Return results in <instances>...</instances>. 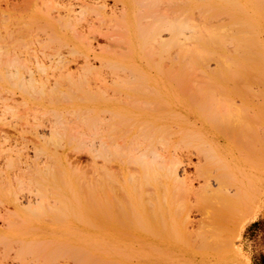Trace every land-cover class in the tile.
Listing matches in <instances>:
<instances>
[{
  "label": "bare ground",
  "instance_id": "1",
  "mask_svg": "<svg viewBox=\"0 0 264 264\" xmlns=\"http://www.w3.org/2000/svg\"><path fill=\"white\" fill-rule=\"evenodd\" d=\"M110 1L7 4L6 16L0 13L6 21L0 25V121L16 113L14 122L6 116L11 127L25 115L34 126L36 112L47 115L44 145L58 150L73 141L76 156L86 153L83 165L91 170L84 173L93 176L86 203L92 209L100 195L93 202L100 207L92 206L100 218L92 210L89 216L100 220L107 255L130 254L133 246H123L124 238L144 236L153 257L177 254L187 264L206 263L222 251L245 264L235 244L264 203V0ZM205 20L213 23L211 33ZM206 41L217 51H203L199 44L208 47ZM179 62L187 64L183 73ZM167 65L174 66L167 71ZM162 71L175 76L167 82ZM19 107L24 111H15ZM0 128V135L9 132ZM20 147L15 150L24 151ZM43 151L32 150V159L0 157V245L13 251L11 257L1 251L0 264H78L81 248L71 244L68 222L76 201L69 170ZM181 238L184 246L177 244Z\"/></svg>",
  "mask_w": 264,
  "mask_h": 264
},
{
  "label": "rangeland",
  "instance_id": "2",
  "mask_svg": "<svg viewBox=\"0 0 264 264\" xmlns=\"http://www.w3.org/2000/svg\"><path fill=\"white\" fill-rule=\"evenodd\" d=\"M13 1V2H12ZM17 1H21V0H2V2H4V3H2L1 2V0H0V9L2 10H0V13L1 14H3L4 13V15L5 14H7L6 12H7V4H9L10 6L12 5H14V4H18L19 2H17ZM108 1V2H107ZM192 1V0H191ZM195 2H198V1H196V0H194ZM194 1H192V3L194 4ZM106 2L109 4V2H110V6L112 5V2L110 1V0H106ZM10 3H13V4H10ZM21 3V2H20ZM5 4H6V6H5ZM20 6V5H19ZM2 7H4L3 9H2ZM9 7V6H8ZM11 8V7H10ZM14 8H16V9H18L17 7H15L14 6ZM3 10H4V12H3ZM15 12H18V10L17 11H15ZM206 14V17L207 16H211V14H208V13H205ZM4 15H2V16H4ZM6 16V15H5ZM210 16H209V18H210ZM202 17V16H201ZM0 18H1V16H0ZM208 18V17H207ZM206 18V19H207ZM4 19V18H3ZM199 19V18H198ZM202 19V18H201ZM204 19H205V17H204ZM208 20V19H207ZM4 21V20H3ZM197 21V20H196ZM201 21H203V20H201ZM200 20L198 21V23L197 24H199V22H200V25H202ZM213 21V20H212ZM1 20H0V25H1ZM206 22V20L203 22V23H205ZM211 22V21H210ZM213 22H215V20L213 21ZM3 23V22H2ZM5 23H6V21L2 24L3 26H5ZM208 24H209V22H207ZM208 24H204L205 26L207 25L208 26ZM216 24H219V23H216ZM216 24H214V25H216ZM211 25V26H210ZM2 26V27H3ZM204 26V27H205ZM213 26V23L212 24H209V28H207V27H205V31L207 32V30L209 29L210 30V27H212ZM1 27V26H0ZM215 27V26H214ZM216 28V27H215ZM221 28V27H220ZM217 29V28H216ZM216 29H212L211 31H214V30H216ZM226 29V28H225ZM0 30H2V28H0ZM203 30V29H202ZM208 30V31H209ZM220 30V29H219ZM226 30H228V29H226ZM204 30L202 31V32H205ZM222 31V30H221ZM210 32V31H209ZM218 32V31H217ZM224 34H225V31H222ZM227 32V31H226ZM211 33V32H210ZM229 33V32H228ZM207 34H208V32H207ZM212 34H214L213 36H217V34L215 33V31H214V33H212ZM200 35H202V34H200ZM204 35V36H203ZM203 35H202V37H205V39L208 37H206L205 35L206 34H204L203 33ZM226 35V34H225ZM210 36V35H209ZM219 36H221V35H219ZM202 37H200V38H202ZM203 39V38H202ZM217 39H219V37L217 38ZM209 40H210V38H209ZM209 40H208V42H209ZM202 41H204V39L203 40H201V42ZM212 41V40H211ZM200 42V44L199 45H203V47H206V49H202L203 51H205V50H208V52H215V51H217V47H216V49H214L213 47L212 48H210L211 47V44L210 43H207V41H206V43L208 44V47L207 46H205L206 44H202V43H205V42H202L201 43ZM212 43V42H211ZM194 44V43H193ZM214 44H216L218 47H219V44L218 43H214ZM221 44V43H220ZM190 45V44H189ZM187 46V47H190V46ZM209 45H210V47H209ZM224 45V44H223ZM200 46V48H202ZM213 46V45H212ZM195 47V46H194ZM197 47H199V46H197ZM220 47H221V45H220ZM219 47V48H220ZM190 49V48H189ZM214 49V50H213ZM196 51V50H195ZM198 51H200L199 49H198ZM202 54V53H201ZM209 55V53L207 54V56ZM212 56V55H211ZM194 57V56H193ZM198 58V57H197ZM209 59H211V58H209ZM208 59V60H209ZM192 60V59H191ZM205 60V59H204ZM207 60V59H206ZM206 60H205V62H206ZM195 61H198V60H194L193 62H195ZM202 61V60H201ZM171 62V63H170ZM172 62L173 61H169V62H164V64L165 63H168V65L169 64H172ZM182 62H184V60L182 61ZM186 62V61H185ZM188 62V61H187ZM199 62V61H198ZM203 62V61H202ZM208 62V61H207ZM174 63V62H173ZM201 63V62H200ZM200 63H199V65L198 64H194V66L196 65V66H198V69H199V67H200ZM204 63V62H203ZM177 65L178 64H180L179 65V68H178V66H176L177 67V70L178 69H180V66H181V68H182V66L184 65V64H182V63H176ZM182 64V65H181ZM186 64V63H185ZM190 64V63H189ZM205 64V63H204ZM168 65H167V67H168ZM175 65V64H174ZM174 65H172V66H174ZM187 65V64H186ZM186 65H184V69H183V72H184V70H185V66ZM203 65V64H202ZM172 66H169L168 67V69H167V71H169V69H172L171 67ZM189 66V65H188ZM175 67V68H176ZM187 67V66H186ZM191 67H193L192 66V64H191ZM164 68V67H163ZM175 68H173V70L175 69ZM190 68V67H189ZM193 69V68H192ZM163 70V69H162ZM194 70V69H193ZM171 71V70H170ZM179 71V70H178ZM177 71V72H178ZM180 71L182 72V69H180ZM198 71V70H197ZM166 72V71H165ZM182 72V73H183ZM153 73H155V72H153ZM162 73H163V71H162ZM173 73H174V71L172 72V75H173ZM176 73V72H175ZM190 73H191V71H190ZM169 74H170V72H169ZM178 74H180L181 75V73H179L178 72ZM185 74H186V72H185ZM196 74H197V72H196ZM196 74H194L195 75V77H197V75ZM158 75V74H157ZM163 75H164V73H163ZM171 75V74H170ZM172 75L171 76H168V74H166V75H164V76H162V77H164L163 79H165V77L166 76H168L167 78H168V80H167V82L170 80L169 79V77L171 78L172 77ZM180 75H178V76H180ZM191 75V74H190ZM190 75H188V76H190ZM194 75H193V77H194ZM173 76H175V75H173ZM160 77H161V75H160ZM176 77H177V75H176ZM183 77H187L186 75L184 76V74H183ZM181 78V77H179V78H181V79H186V78ZM173 78V77H172ZM175 78V77H174ZM189 79V81H190V77L188 78ZM175 80V79H174ZM194 80V79H193ZM98 81V80H97ZM97 81L94 83V80L91 82V84L93 83V85L95 86L96 84H100V85H105V83L104 82H101V80H99L98 82L99 83H97ZM171 81V80H170ZM179 81V80H178ZM182 81V80H181ZM189 81H187L188 83H189ZM175 82V81H174ZM171 84H174V83H172V82H170ZM183 83L184 84H186V81H183ZM180 84V83H179ZM182 84V83H181ZM93 85H91V86H93ZM98 85H96V86H98ZM176 85V84H175ZM175 85H173L174 87H175ZM177 86V85H176ZM174 90L175 91H178V89L177 88H174ZM181 90V89H180ZM19 101V100H18ZM1 102V101H0ZM16 102H17V100H16ZM18 104H19V102H18ZM9 105H11V104H9ZM17 105V104H16ZM12 106V105H11ZM19 109H21L20 111H24L21 107H19V108H16L15 109V111H18ZM14 111V112H15ZM27 111H29V110H26L25 111V114L27 113V116H29V114L31 113V112H33L34 113V111H32V110H30L29 112H27ZM178 111V110H177ZM176 111V112H177ZM19 112V111H18ZM22 113V112H21ZM37 113V112H36ZM36 113L34 114V120H35V118H36V120L35 121H33V124H34V126H32V125H30L29 124V119H31V118H27L26 117V115L25 116H22L21 118H19V117H17L18 118V120L20 119V121L22 122H25L24 124L27 126V124H28V128H29V131L28 132H26L27 134H25L24 132V134L23 135H21L22 133H20V130H21V132L22 131H24V129L26 128V129H28L27 127H24V126H22L21 127V125L23 124V123H21V122H19V123H21V125H19V123L17 122V120H16V124L14 125L13 124V126H16V127H11L10 126V124H12L14 121H13V119H15V116H17V115H15L14 113H13V115L12 116H8L9 115V113H7L8 115H6V116H8L7 118L9 119V118H11V120L13 121L12 123H11V120H10V122H9V120H7V118H6V116H5V119H4V117H2V120L0 121V126L2 127V128H4L5 130H8L9 129V132L8 131H4V129H3V133H2V135L3 134H5V136L7 137V138H5L4 137V135H3V137L7 140V141H3L2 139H3V137H2V135H0V141H1V143H0V150H3V148H4V150L6 149V147L7 148H9V150L13 147V149L15 150L16 148L17 149H19L18 147H19V145L21 146L20 148L22 149L23 147H25L24 149H22V150H24V151H16L15 150V152H14V150H13V152H12V149H11V152L12 153H10V151L8 150V149H6L5 151H4V153H3V151H1L0 153V157L1 158H7L8 156H10L11 158H14L15 156H16V158H20V159H25V157H29V158H31L32 157V155H34L31 151L33 150V152L35 153V150H37V149H39V147L41 148V149H43L44 151H43V154L45 155H47L46 157H53V158H56V157H58V158H56V160L58 159V160H60V162H62V164L65 166V168L67 169V171L69 172L68 173V176H70V181H71V186H70V190H71V192H72V195H70L73 199L75 198V200L76 201H73L72 200V206H74V207H72L71 206V209H73V211H72V215H73V217H71V215H70V217L71 218H68V222L70 223L69 224V226H70V228H72L73 229V227H74V231L72 230V229H70V233L71 234H73V236L70 234V236H72V238L70 237V241H71V244L72 245H76V246H78V250H80V248H81V250L80 251H77V252H75L76 254L74 255V257H72V259H70V261H73V258L74 259H76V256L77 257H79L78 259L79 260H77L78 262V264H91L90 262H91V260H89L88 259V257H89V255L91 256V255H94L93 257L95 258V256H96V259L95 260H93V258H91V257H89L90 259H92L95 263H97L99 260H100V263L102 262V264H114V263H118V264H187V261H185V260H188V258L186 257H184L183 259H182V257L179 259H177L176 257H178V255L177 254H175L176 255V257H175V255H171V257L170 256H163V255H160V254H158L156 257H153V255L151 254V253H148V247L146 248V244H147V241H146V238L144 237V236H140V237H137V238H130V237H128V238H124V240L126 241V244H124L123 243V246H128V247H132L133 249L135 248V249H138V250H136L135 251V249H134V251H133V249L132 248H130V249H132L131 250V253L130 254H128V253H125L123 256H121V254H120V257H118L119 256V254L117 255V253L114 255H111V254H109V255H107V253L106 252H104L103 251V249H102V247H103V245H102V240H101V238H100V225H99V223H100V220H99V223H98V218L96 217V219H95V217L93 218L92 216H96L97 215V213L94 215V213H95V211L93 212V210H94V206H99L100 207V203L98 202V203H94L93 204V202H97V200L99 201V194L96 192V194L98 195H96L95 194V197L97 198H95V197H93V200H95V201H93L92 202V205H91V208L92 209H90V203H89V205H88V203H86L87 202V198H86V191H87V188H88V190L90 191V189H92V188H90L89 186H87V180H89L88 179V173L86 174V176H85V173L88 171V170H91V167L90 166H85V165H88V161L87 160H85L86 158L85 157H87V155H86V153L85 152H80L79 154H78V156H76V152H74L75 150H74V148L73 147H76L77 145L75 144L74 145V142L72 141V143L70 144L69 143V145H67L68 144V141L66 140L65 141V143L63 144V146H62V148H61V146H60V148L58 147V150H57V148H54V147H50V146H47V145H49V143H47V145H44V144H46V142H44L45 140L47 141V138L44 140V139H41V135H42V137H43V131L44 132H47L48 131V129H43V128H41L42 126L44 127H46V125L48 126V124H49V122L47 121L48 119V116L47 115H45V116H41L42 118H40V117H38V116H36ZM39 113V112H38ZM11 114V113H10ZM15 115V116H14ZM18 115H20V113H18ZM23 115H24V113H23ZM38 115V114H37ZM30 116H32V114L30 115ZM40 116V115H39ZM14 117V118H13ZM33 117V116H32ZM16 118V119H17ZM38 118V119H37ZM24 119V120H23ZM44 119V120H43ZM28 122H27V121ZM31 120H33V118L31 119ZM38 120V121H37ZM43 120V121H42ZM45 120H46V122H45ZM3 121L5 122V123H3ZM37 121V122H36ZM41 121H42V123H41ZM47 123L46 125H44L43 123ZM18 123V124H17ZM32 123V122H31ZM35 123H37L38 124V127H36V124ZM41 123V124H40ZM72 123V122H71ZM70 123V125H72ZM4 124H6V125H4ZM39 124H40V128H39ZM32 126V127H30V126ZM18 126H19V128H18ZM73 126H74V124H73ZM72 126V127H73ZM23 127H24V129H23ZM70 127V126H69ZM48 128V127H47ZM1 129V128H0ZM20 129V130H19ZM23 129V130H22ZM25 129V131H27ZM37 129H40V130H37ZM43 129V130H42ZM2 130V129H1ZM16 130V131H15ZM19 130V131H18ZM45 130H47V131H45ZM11 131V132H10ZM37 131H41L40 133L39 132H37ZM18 132H19V137L20 136H22V137H25V135H26V137L28 136V139L27 138H25V139H23V138H19L17 135H18ZM32 132H33V134H35V137L33 136V134H32ZM9 133V134H8ZM12 133V134H11ZM13 133H15V134H13ZM31 133V135H32V137L31 136H29V134ZM38 133V138L40 139V141H39V139L36 137V134ZM1 134V133H0ZM11 134V135H10ZM29 137H31V138H34L36 141H34L33 139H31V141H30V138ZM47 137V136H46ZM18 138V139H17ZM10 139V140H9ZM16 139V140H15ZM25 140L28 142H25ZM32 140H33V142H32ZM13 141H14V143H13ZM22 141V142H21ZM24 141V142H23ZM3 142V143H2ZM4 142H7V143H5L4 144ZM21 142V143H20ZM35 142H38L37 143V145H36V143ZM39 142H41L40 144H39ZM67 142V143H66ZM20 143V144H19ZM14 144V145H13ZM30 144V145H29ZM34 144V145H33ZM11 145H13L12 147H11ZM43 145V146H42ZM52 145V144H51ZM67 145V146H66ZM38 146V147H37ZM52 146H54V145H52ZM11 147V148H10ZM15 147V148H14ZM47 147H49V148H47ZM57 147V146H56ZM31 148V149H30ZM33 148V149H32ZM34 148H36V149H34ZM51 148V149H50ZM53 148H54V150H53ZM73 148V151L71 152V149ZM49 149L50 150H53V151H49ZM57 151H59V152H57ZM70 151V152H69ZM77 151V150H76ZM81 151V150H80ZM82 151H84V150H82ZM18 152V153H17ZM51 152V153H50ZM52 152H54V153H52ZM57 152V153H56ZM67 152H68V154H67ZM31 153V154H30ZM56 153V154H55ZM72 155H71V154ZM74 153V154H73ZM82 153H84V154H82ZM5 154V155H4ZM7 154V155H6ZM16 154V155H15ZM43 154L41 155V156H43ZM53 154V155H52ZM13 157H12V156ZM15 155V156H14ZM21 155V156H20ZM24 155V156H23ZM36 155H38V153L36 152ZM58 155V156H57ZM71 157H70V156ZM5 156H7V157H5ZM76 156V157H75ZM27 157V158H28ZM34 157V156H33ZM32 157V158H33ZM36 157V156H35ZM34 157V158H35ZM38 157V156H37ZM45 157V156H44ZM77 157H79V158H77ZM31 158V159H32ZM42 159H44L45 160V158H43V157H41ZM77 158V159H76ZM72 159H73V161H72ZM76 159V160H75ZM79 160V161H78ZM85 160V161H84ZM74 161H77V162H75V163H73ZM84 161V162H83ZM85 163V165H83ZM75 164V165H74ZM71 165V166H70ZM77 165V166H76ZM79 166V167H78ZM85 166V167H84ZM68 167V168H67ZM81 167H82V169H83V173H84V175H83V173H82V169H81ZM72 168H77L78 169V171H74ZM80 169V170H79ZM85 169H88L87 171H85ZM71 171V172H70ZM82 173V174H81ZM73 174H75V175H73ZM90 174H92V173H90ZM77 176L79 177V178H77ZM84 176V177H83ZM86 177V178H85ZM91 177H93L92 175H90L89 176V178H90V182H91ZM75 178H77L76 180L78 181V180H80L79 181V183L75 180ZM95 178V177H94ZM68 179H69V177H68ZM94 180H96V179H94ZM69 181V182H70ZM76 181V182H75ZM87 181V182H86ZM81 182V183H80ZM86 184H85V183ZM94 181H92V183H93ZM89 183V182H88ZM91 184V183H90ZM94 185L96 184L95 182L93 183ZM94 185H92L93 187H94ZM87 186V187H86ZM98 187V186H97ZM94 189V188H93ZM97 189V188H96ZM96 189H94V190H96ZM73 190V191H72ZM79 190H80V192L81 193H79ZM98 190H99V188H98ZM97 190V191H98ZM79 193V194H78ZM88 194L90 195V193L88 192ZM81 196V197H80ZM92 196V195H91ZM83 197V198H82ZM89 197V196H88ZM85 198V199H84ZM79 199V200H78ZM89 199V198H88ZM79 201V202H78ZM92 201V200H91ZM87 204V205H86ZM85 205V206H84ZM79 206V207H78ZM88 206H89V208H88ZM93 206V207H92ZM77 207V208H76ZM88 209H87V208ZM89 210L91 211L92 210V212L93 213H91L90 212V214H93L91 217L89 216ZM97 210V209H96ZM101 210V209H100ZM100 210H98L99 212H100ZM79 213V215H77ZM84 213V214H83ZM70 214H71V212H70ZM142 214V213H141ZM143 215V214H142ZM142 215H141V217H142ZM144 215H145V213H144ZM143 215V216H144ZM77 218V219H75V217ZM79 216V217H78ZM98 217L100 216L99 214L97 215ZM100 218V217H99ZM131 218H135V216L134 217H131ZM130 218V219H131ZM138 218H140V217H138ZM137 218V219H138ZM143 218V217H142ZM142 218H140V219H142ZM146 215L144 216V218H143V220H144V222L145 223H147V221H146ZM89 219H91V225H90V227H88V224H86L85 225V221H88V222H90V220ZM140 219H138L139 221H140ZM254 219V220H253ZM127 220H129V219H124V221H126V223H128L127 222ZM132 220V221H131ZM130 220V222H133V223H135L133 220L134 219H131ZM136 220V219H135ZM252 220V221H251ZM138 221V222H139ZM92 222H93V224L95 225L96 223V227H94V225L92 224ZM137 222V221H136ZM137 222V223H138ZM143 222V221H142ZM139 223V224H144V223ZM131 224V223H130ZM139 224H137L138 226H136V224H135V226L138 228L139 227ZM80 225V226H79ZM134 224H132V226H133ZM146 225V224H145ZM144 225V226H145ZM97 226H99V227H97ZM134 226V227H135ZM134 228L135 230H136V232L137 233H142V230H143V232L144 231H146L145 230V227H144V229H142L143 227L141 226L140 228H138V229H140V231L137 229V228ZM245 227V228H244ZM244 230H243V228L241 229V231H240V234H239V238H238V240H237V242H236V244H235V247H236V250L237 251H239V253H240V255H241V257H242V262L243 263H245V264H248V262H247V260H246V258L245 257H247L248 258V260H249V262H250V264H264V203H263V205H261L257 210H256V212L247 220V222H246V224L244 225ZM77 228H78V230H77ZM99 228V229H98ZM90 229H92V230H90ZM99 231L98 233L96 232V231ZM243 230V231H242ZM91 233V234H89V235H86L87 233ZM242 232V233H241ZM93 233V234H92ZM145 233V232H144ZM144 233H142V234H144ZM94 234H98V235H94ZM240 235H241V237H240ZM88 236H90V237H88ZM81 239H83V240H81ZM91 239V240H90ZM90 240V241H89ZM122 240V239H121ZM119 241L120 242V244H117V245H119V246H122L121 245V242H124V241ZM182 240H184V239H182L181 238V241H179V243H177V244H179L180 246H184L185 244H184V241H182ZM77 241V242H76ZM127 241L128 242H130V243H128L127 244ZM132 242H135V243H137L138 245L139 244H143L144 246H136L135 245V243H133V245H132ZM183 242V243H182ZM181 243H182V245H181ZM186 243V242H185ZM105 244V243H104ZM130 244V245H129ZM184 244V245H183ZM102 245V246H101ZM80 246V247H79ZM122 246V247H123ZM135 246V247H134ZM0 247H1V245H0ZM144 248L145 250H147V252L145 253L144 252V249L142 248V249H140V248ZM2 247L0 248V252L1 251H3L4 249H2ZM9 247H6V251L4 252H2L1 254H2V256L4 255V256H6L7 257V255H11L12 256V252H11V250L9 249ZM139 249H140V252H139ZM8 250V251H7ZM143 250V251H142ZM199 251H201V252H203V251H205L203 248H201ZM210 252H212V251H210ZM90 253V254H89ZM221 253V254H220ZM88 254V255H87ZM105 254V255H104ZM151 254V255H150ZM219 254H220V256H219ZM232 255V256H231ZM1 256V255H0ZM1 256V257H2ZM10 256V257H11ZM116 256V257H115ZM131 256V257H130ZM245 256V257H244ZM97 257H99V258H97ZM109 257V258H108ZM111 257V258H110ZM115 257V258H114ZM131 259H130V258ZM173 257V258H172ZM180 257V256H179ZM219 257V258H218ZM232 257H235L232 253L230 254V253H228V252H226V253H224V252H219L218 253V255H216V256H213V257H211L210 259H209V261H212L213 263L215 262V264H240L238 261H234L233 262V260H238L236 257V259L235 258H232ZM172 258V259H171ZM101 259H103V260H101ZM213 259V260H212ZM86 261V263H85V261ZM111 260V261H110ZM199 260V259H198ZM9 261V260H8ZM76 261V260H75ZM74 261V263H71V264H75L76 262ZM179 261V262H178ZM209 261H207L206 263H204V262H202V263H199V262H197V263H194V264H211V263H208ZM94 262H93V264H94ZM97 264H99V263H97Z\"/></svg>",
  "mask_w": 264,
  "mask_h": 264
},
{
  "label": "crops",
  "instance_id": "3",
  "mask_svg": "<svg viewBox=\"0 0 264 264\" xmlns=\"http://www.w3.org/2000/svg\"><path fill=\"white\" fill-rule=\"evenodd\" d=\"M254 220V219H253ZM252 221V220H251ZM245 228V227H244ZM244 228H243V230H244ZM242 230V231H243ZM242 233V232H241ZM240 237H241V235H240ZM245 257V256H244ZM246 258V260H247V262H248V264H250V262H249V260H248V258L247 257H245Z\"/></svg>",
  "mask_w": 264,
  "mask_h": 264
}]
</instances>
